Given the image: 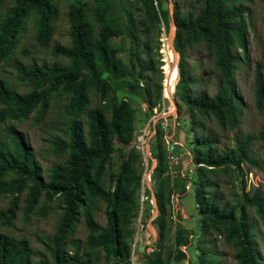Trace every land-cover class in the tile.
Here are the masks:
<instances>
[{
	"label": "trees",
	"instance_id": "trees-1",
	"mask_svg": "<svg viewBox=\"0 0 264 264\" xmlns=\"http://www.w3.org/2000/svg\"><path fill=\"white\" fill-rule=\"evenodd\" d=\"M5 0H0V8ZM54 0H11L0 17V61L16 50L29 18L35 26L34 40L40 48L50 47ZM201 5L195 13H181L174 3L173 49L178 55L177 81L173 99L178 113L183 110L194 131L196 118H212L222 129L234 130L239 126L242 107L236 93L235 72L240 58L233 51L240 49L245 55L248 0H198ZM264 5V0H261ZM139 16L130 0H91L89 4H69V46L52 45L53 56L68 61L67 65H22L15 63L19 81L30 90L18 94L0 80V124L20 122L31 113L39 119L49 108L56 93L64 94L65 127L63 138L49 139L52 151L63 158L48 169L47 179L32 158L31 148L23 135L9 125L0 133V193L11 197L0 219H14L15 209L23 192L25 213L31 212L42 199L38 211L55 201L60 211L53 234L46 238L47 257L33 260V249L25 239L0 234V264H130L132 225L139 215L140 156L132 149L134 109L126 95L144 100L143 112L162 101L161 82L146 73L157 70L152 63L142 62L145 48L141 39L151 30L159 32L160 24L167 26V12L161 0H134ZM113 39H118L114 43ZM127 41V61L119 54ZM201 48L212 61L218 76L215 93L207 95L200 88V80L193 78L186 63L187 48ZM144 83V86L142 84ZM123 90L126 95H118ZM93 92L98 105L90 108L89 94ZM254 105L262 124L257 139L264 142V94L261 80L254 77ZM86 119V131L80 117ZM253 137L236 139L235 149H213L211 136L193 140V163L199 184L194 188L195 203L202 233L217 234L233 250L235 264H260L259 251L254 238V225L248 221L245 208L264 219V197L259 189L251 196L242 193L234 204L220 205L216 191L205 192L213 184L203 182V171L233 169L241 176L244 189L243 163L255 162L250 156ZM169 145V150L173 149ZM156 164L152 179L156 215L152 225L156 229L155 246L144 253L142 264H171L184 260V253L173 248L172 189L167 175L166 153L161 132L155 136ZM174 155L175 152H172ZM114 154L118 163L112 166ZM181 192H184L181 190ZM103 206L104 224L97 222L95 212ZM146 212L144 218H150ZM81 218L86 230L84 249L75 238ZM202 252L199 257L204 256ZM221 264V263H218Z\"/></svg>",
	"mask_w": 264,
	"mask_h": 264
},
{
	"label": "rangeland",
	"instance_id": "rangeland-1",
	"mask_svg": "<svg viewBox=\"0 0 264 264\" xmlns=\"http://www.w3.org/2000/svg\"><path fill=\"white\" fill-rule=\"evenodd\" d=\"M162 9L167 12V26L160 24L159 32L151 30L147 38L141 39V46L145 48V54L141 56L142 62L152 63L157 70L153 73H146L145 78L152 77L154 80L162 81L165 77V64L167 78L172 76L173 87L177 81V63L178 55L173 49L174 24L172 21V12L174 3L177 4L182 14L189 12L195 13L201 5L198 0H161ZM91 0H54V16L52 21V45L69 46L68 22L66 18L69 4L84 3L89 4ZM130 5L139 16V6L134 0H130ZM11 4V0H5L0 8V17ZM245 6L249 11L247 17V33L245 43L244 59H241L242 51L235 49L233 54L240 58L235 72L236 93L239 98V104L242 107L239 126L237 129L228 130L220 128L212 118H196L193 123L194 131H190L191 126L183 110L179 113L173 99H164V105L170 112L169 117L156 126V132H161L162 144L166 153L167 175L169 176L172 189V233L173 248L184 253V260L171 264H235L233 260L232 248L225 244L217 234L202 233L200 230V218L195 203L194 188L198 186L199 181L196 176V166L193 161V140L200 136H211L214 140L213 149L217 151H230L235 149L236 139L246 135L253 137L250 146V156L255 165L243 163L240 165L244 189L241 191L239 180L241 176L233 169H213L203 171V182L213 184V188L206 187L205 192L216 191V196L220 205L234 204L235 199L242 193L248 197L255 189H259L264 197V142L257 139L262 117L254 105V77L256 72L260 76L262 91L264 94V5L261 0H248ZM35 26L33 18H29L25 30L20 38L15 52L6 60L0 61V80L7 87L16 93L22 95L27 93L30 88L27 83L19 81L15 70V63L28 65H67L68 61L60 56L51 54L50 47L40 48L34 40ZM118 43V39H113ZM128 47L127 41L122 45V52L119 56L127 61L125 53ZM186 63L189 73L193 78L199 79V85L194 89H201L207 95L215 93L218 87V76L212 66V61L208 55L199 47L187 48ZM172 72V75L170 74ZM169 74V75H168ZM143 86L144 83L142 82ZM118 95H126L123 90ZM131 106L134 109L133 125L134 132H137L144 124L147 116L143 112L144 100L136 96L126 95ZM67 102L64 94L56 93L50 100L48 110L38 118L35 113H31L25 120L20 122L7 121L0 124V133L12 125L14 129L20 132L28 142L32 158L42 172V178L47 179L48 169L54 164L62 162L63 158L55 154L50 146L49 139L54 136L63 138L62 131L65 127V116L63 107ZM172 102V105L169 103ZM98 105L97 98L93 92L89 94L88 107L93 108ZM1 107V106H0ZM83 125V132L86 131V119L80 117ZM173 149L169 150V145ZM133 149V148H132ZM134 150V149H133ZM175 152L178 156L176 164H171L168 156ZM155 149L153 150V155ZM118 163V157L114 154L112 166ZM150 166L155 165L154 162ZM141 168L140 164H137ZM150 168V167H149ZM152 171V170H151ZM142 175V171L140 173ZM150 181L143 183L138 192L139 215L132 225L133 235L131 239V251L133 250V264H142L140 259L144 253H148L155 246L156 229L152 225V219L156 215L154 203L153 188L155 180L150 175ZM188 187V188H186ZM183 190L184 192H181ZM25 195L23 192L19 198L15 209L14 219H0V234L10 236L15 239H25L33 249V260L36 262L41 257H47L44 246L46 238L51 236L58 222L60 211L55 201L45 205V211H38L42 204V199L37 207L31 212L25 213ZM11 197L0 193V214L6 211L10 204ZM245 215L254 225V238L259 251V263L264 264V219L260 220L254 210L250 207L245 208ZM149 212L150 218L145 219L144 214ZM96 220L99 224H104L103 206L95 212ZM86 230L81 218L75 232V238L81 243L82 250L85 245ZM205 254L199 257L200 253Z\"/></svg>",
	"mask_w": 264,
	"mask_h": 264
},
{
	"label": "built area",
	"instance_id": "built-area-1",
	"mask_svg": "<svg viewBox=\"0 0 264 264\" xmlns=\"http://www.w3.org/2000/svg\"><path fill=\"white\" fill-rule=\"evenodd\" d=\"M172 78H167L166 74L164 77L163 82H161V96L162 101L160 104H158L155 108L151 110L150 115L145 120L143 126L137 131L133 132L132 140H131V147L137 152V154L140 156V166H141V180H140V186H143V183L149 182L150 175L152 173V169L154 166H150L152 162H154L153 157V150L155 147V136H156V126L161 123L163 125V122L166 120V118L169 117L170 112L168 111V108L164 105V99L169 100L171 96L173 95V84H172ZM172 105V102H169ZM173 145H178V143H172ZM168 160L171 164H176L178 160V156L174 154H170L168 156ZM156 164V160H155ZM150 167V168H149ZM188 188V187H186ZM133 256V250L131 251L130 255V264H133L132 260Z\"/></svg>",
	"mask_w": 264,
	"mask_h": 264
},
{
	"label": "bare ground",
	"instance_id": "bare-ground-1",
	"mask_svg": "<svg viewBox=\"0 0 264 264\" xmlns=\"http://www.w3.org/2000/svg\"><path fill=\"white\" fill-rule=\"evenodd\" d=\"M165 74H166V64H165ZM170 74L172 75V72H170ZM169 75V74H168ZM171 78L173 77V75L172 76H170ZM169 78V77H168Z\"/></svg>",
	"mask_w": 264,
	"mask_h": 264
}]
</instances>
